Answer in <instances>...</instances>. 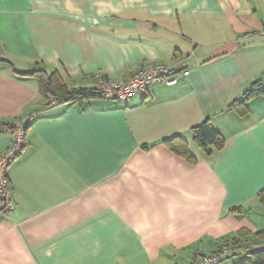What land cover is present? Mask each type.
I'll list each match as a JSON object with an SVG mask.
<instances>
[{
    "label": "crops",
    "instance_id": "crops-1",
    "mask_svg": "<svg viewBox=\"0 0 264 264\" xmlns=\"http://www.w3.org/2000/svg\"><path fill=\"white\" fill-rule=\"evenodd\" d=\"M262 29L264 0H0V155L31 120L0 264H191L224 240L220 264H240L263 250ZM155 64L178 82L126 101L47 105L32 74L79 91ZM256 82L248 109L231 108ZM204 121L220 149L195 141ZM176 136L189 156L165 142Z\"/></svg>",
    "mask_w": 264,
    "mask_h": 264
},
{
    "label": "built area",
    "instance_id": "built-area-1",
    "mask_svg": "<svg viewBox=\"0 0 264 264\" xmlns=\"http://www.w3.org/2000/svg\"><path fill=\"white\" fill-rule=\"evenodd\" d=\"M258 35L264 40V29ZM253 36L252 32H247L243 38ZM178 82V77L174 68L155 64L141 68L127 80H109L99 77L95 85L97 93L103 97L113 100L126 101L138 93H145L157 83L174 85ZM61 97L55 94L49 105L60 103ZM31 120L19 122L14 125L13 139L8 149L0 155V198L2 207L0 216L6 217L14 207V200L11 196L10 179L8 169L11 162L22 152L25 145L26 130L30 126ZM230 247L220 245L217 250L209 255H202L191 264H220L230 253Z\"/></svg>",
    "mask_w": 264,
    "mask_h": 264
},
{
    "label": "trees",
    "instance_id": "trees-1",
    "mask_svg": "<svg viewBox=\"0 0 264 264\" xmlns=\"http://www.w3.org/2000/svg\"><path fill=\"white\" fill-rule=\"evenodd\" d=\"M1 61V60H0ZM34 75H37L41 81V88L43 93L46 95L47 105H49V100L55 95L58 94L61 97V102L66 103H75L84 98H90L98 96L99 94L95 88L83 89V90H74L69 91L62 80L57 77L55 74L50 76L46 75L43 70H36ZM261 83H254L249 90L246 91L244 95V100L235 101L230 106L231 108H236L241 113L245 112L247 107V100L252 96H258L261 94L262 89L260 87ZM101 96V95H100ZM14 130V128H13ZM195 141L198 145L204 150L210 151L213 148L220 149L224 145V138L221 134L212 126L209 121H204L201 124L197 125L193 129ZM175 152L182 156H189V149L186 141L176 136L165 141ZM259 198L264 203V190L259 192ZM264 236L263 233H260ZM220 245L230 247V242L228 240L222 241ZM240 264H264V249L263 250H251L246 259L240 262Z\"/></svg>",
    "mask_w": 264,
    "mask_h": 264
},
{
    "label": "rangeland",
    "instance_id": "rangeland-1",
    "mask_svg": "<svg viewBox=\"0 0 264 264\" xmlns=\"http://www.w3.org/2000/svg\"><path fill=\"white\" fill-rule=\"evenodd\" d=\"M113 101H116V100H113Z\"/></svg>",
    "mask_w": 264,
    "mask_h": 264
}]
</instances>
